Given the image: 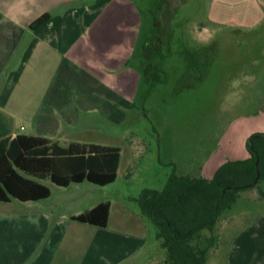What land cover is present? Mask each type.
<instances>
[{"label": "crops", "instance_id": "obj_1", "mask_svg": "<svg viewBox=\"0 0 264 264\" xmlns=\"http://www.w3.org/2000/svg\"><path fill=\"white\" fill-rule=\"evenodd\" d=\"M211 12L224 24L250 27L264 22V0H214ZM144 25L136 0H0V138L26 134L64 147H119V176L124 145L117 140L128 136H104V127L137 112L145 76L135 59ZM220 153L198 163L197 176L212 178L227 160L249 157L242 145ZM82 183L52 184L65 193ZM46 185L49 198L0 202V264H142L148 225L132 199L136 193L116 190L97 198L73 191L55 202ZM247 193L252 205L226 216L223 264H264V183ZM107 200L106 227L73 219ZM68 201L71 213L58 210Z\"/></svg>", "mask_w": 264, "mask_h": 264}, {"label": "rangeland", "instance_id": "obj_2", "mask_svg": "<svg viewBox=\"0 0 264 264\" xmlns=\"http://www.w3.org/2000/svg\"><path fill=\"white\" fill-rule=\"evenodd\" d=\"M136 1L145 22L135 59L145 76L137 112L123 124L104 127V136L112 135L110 131L128 136L117 140L124 145L121 173L106 186L86 180L65 193L46 180L55 202L62 193L73 191L98 198L116 190L137 195L144 189L160 190L174 170L197 176V164L212 153L226 154L230 146L246 148L251 135L264 133V22L241 27L212 19L214 0ZM215 9L216 17L221 15V8ZM154 27L162 37L163 55L152 57L147 67L142 53ZM133 146L136 151L130 149ZM246 194L247 190L240 191L243 200L220 217L216 231L204 230L207 236L216 232L221 236L209 252V264L225 263L226 216L252 205ZM73 204L68 201L58 210L71 213ZM145 218L148 240L140 263L166 264L167 251L156 238V226Z\"/></svg>", "mask_w": 264, "mask_h": 264}, {"label": "trees", "instance_id": "obj_3", "mask_svg": "<svg viewBox=\"0 0 264 264\" xmlns=\"http://www.w3.org/2000/svg\"><path fill=\"white\" fill-rule=\"evenodd\" d=\"M156 30L143 48L147 67L152 57L163 55L162 37ZM246 146L248 158L227 160L212 178L174 170L163 189H144L132 198L156 226V238L167 251L166 264H208V254L219 239L204 230L214 231L220 217L237 203L240 191L264 182V133L251 135ZM120 157L119 147L81 143L64 147L26 134L0 138V202L49 198L51 189L43 180L61 187L86 180L106 186L118 177ZM258 175V184L252 186ZM110 210L107 200L73 219L106 227Z\"/></svg>", "mask_w": 264, "mask_h": 264}, {"label": "water", "instance_id": "obj_4", "mask_svg": "<svg viewBox=\"0 0 264 264\" xmlns=\"http://www.w3.org/2000/svg\"><path fill=\"white\" fill-rule=\"evenodd\" d=\"M258 182H259V175H258V177L255 179V181L253 182V184H251L252 186L253 185H256V184H258Z\"/></svg>", "mask_w": 264, "mask_h": 264}]
</instances>
